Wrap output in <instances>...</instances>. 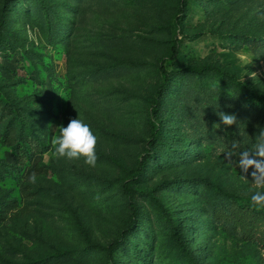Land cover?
<instances>
[{
	"label": "rangeland",
	"instance_id": "rangeland-1",
	"mask_svg": "<svg viewBox=\"0 0 264 264\" xmlns=\"http://www.w3.org/2000/svg\"><path fill=\"white\" fill-rule=\"evenodd\" d=\"M179 7L0 0V264H264V210H247L253 169L241 180L224 160L242 138L236 125L213 129L217 111L249 142L264 128V0H187L181 24ZM155 109L133 211L123 183ZM74 118L98 137L95 167L54 154V129Z\"/></svg>",
	"mask_w": 264,
	"mask_h": 264
},
{
	"label": "clouds",
	"instance_id": "clouds-1",
	"mask_svg": "<svg viewBox=\"0 0 264 264\" xmlns=\"http://www.w3.org/2000/svg\"><path fill=\"white\" fill-rule=\"evenodd\" d=\"M219 123L213 124V129H219L221 125L229 128L236 125L242 139L233 140L231 148L224 153V160L229 167L239 168L240 179L248 180L249 169L251 172L252 188L256 189L250 198V204L256 210H264V128H259L254 141L244 139L246 133L238 126V118L235 114L217 111ZM98 137L93 133L89 124L80 118L70 119L67 126L59 125L54 129L51 147L57 159L68 161L83 160L90 167H95L97 161L96 147ZM249 144L248 147L243 145ZM233 156L238 157L233 160ZM37 175L32 172L28 181L35 184Z\"/></svg>",
	"mask_w": 264,
	"mask_h": 264
},
{
	"label": "trees",
	"instance_id": "trees-1",
	"mask_svg": "<svg viewBox=\"0 0 264 264\" xmlns=\"http://www.w3.org/2000/svg\"><path fill=\"white\" fill-rule=\"evenodd\" d=\"M186 9H187V0H180V7L177 11V14L175 15V20L178 24H181L183 18H184V15H185V12H186ZM172 52L171 54H169L166 58H163L162 61H163V64L161 65V71H163L165 74H166V80L163 84L160 85L159 89H158V96L160 97L162 95V91L165 90L167 88V85L169 83V73L168 71H166L165 69V66H164V62L166 59H172V58H176L180 55V45H179V41L178 39H175L172 43V48H171ZM220 72H222L221 69H219ZM223 73V72H222ZM254 96L258 99H262L264 101V96H261V95H257V94H254ZM158 119V110L155 109L154 111H152L150 113V123H151V126L153 127L154 129V132L152 134V138L148 141V145L149 147L147 148V153L143 156V159L140 160L139 162V166L136 170L135 173L131 174V176H129L123 183V189L127 195V197L129 198V201H130V204L133 208V211H136L137 209V206H136V203L132 200V190H131V187L129 186L130 182H139L141 177L144 175L145 173V169H146V164H147V161L149 158L153 157V151H152V148H153V144L154 142L158 139V129H155L156 127L154 126V121ZM0 174L2 176L3 174V171H2V165L0 164ZM149 196H151L152 198H154V196L152 195V193H148ZM248 211H252V214L257 217L258 219H260V214L261 212L258 211V210H255V208H248L247 209ZM118 242H114L110 247H108V250H112L116 245H117ZM180 248L183 250V252L189 256L194 262V256L192 255L191 251L186 247V245L180 240ZM46 259L43 261L44 264L46 263ZM197 264V263H195Z\"/></svg>",
	"mask_w": 264,
	"mask_h": 264
}]
</instances>
